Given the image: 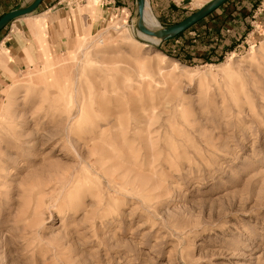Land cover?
Instances as JSON below:
<instances>
[{
    "label": "rangeland",
    "instance_id": "1",
    "mask_svg": "<svg viewBox=\"0 0 264 264\" xmlns=\"http://www.w3.org/2000/svg\"><path fill=\"white\" fill-rule=\"evenodd\" d=\"M222 14L154 47L135 8L0 87V264H264V28L206 63Z\"/></svg>",
    "mask_w": 264,
    "mask_h": 264
},
{
    "label": "crops",
    "instance_id": "2",
    "mask_svg": "<svg viewBox=\"0 0 264 264\" xmlns=\"http://www.w3.org/2000/svg\"><path fill=\"white\" fill-rule=\"evenodd\" d=\"M32 1L0 0V18ZM146 1L152 5L156 2ZM262 1L228 0L216 10L223 14L215 27H207L197 41L207 43L208 53L224 51L226 46L234 48L238 40L253 35L257 26L264 28V17L259 22L252 20ZM135 8V0H109L108 6L99 3V7H92L88 0H42L32 14L11 22L0 32V87L27 68L40 64L43 54L53 55V50L60 53L67 49L69 41L88 30L101 31L118 16Z\"/></svg>",
    "mask_w": 264,
    "mask_h": 264
},
{
    "label": "water",
    "instance_id": "3",
    "mask_svg": "<svg viewBox=\"0 0 264 264\" xmlns=\"http://www.w3.org/2000/svg\"><path fill=\"white\" fill-rule=\"evenodd\" d=\"M227 1L228 0H211L201 9L191 14L181 22L152 31L146 29L142 23L143 12L147 4L146 0H135V5H136L135 29L144 37L156 40L157 45H155L154 47H157L161 43H165L169 40L177 38L179 35L186 32L189 28L196 25L197 23L205 19L207 16H209L211 13L216 11ZM41 2L42 0H33L28 6L22 9L13 10L3 15L0 18V32L11 22L32 14L38 8Z\"/></svg>",
    "mask_w": 264,
    "mask_h": 264
},
{
    "label": "trees",
    "instance_id": "4",
    "mask_svg": "<svg viewBox=\"0 0 264 264\" xmlns=\"http://www.w3.org/2000/svg\"><path fill=\"white\" fill-rule=\"evenodd\" d=\"M212 14V13H211ZM210 14V15H211ZM208 17V16H207ZM195 25L192 26L191 28H189L186 32H184L183 34L179 35L177 38L175 39H172V40H169L167 42H174L176 40H180L183 38V36L191 31H193ZM166 44L165 43H161L160 46H164ZM190 43L188 42V40L186 41H183L178 47H177V50L174 52V53H170V52H166L164 50H162L161 52L166 55L167 57H170V58H173L175 59L176 61H178L179 63H184V62H187L186 59L187 57H189V45ZM211 56V57H210ZM214 56V57H213ZM206 58V63H217L219 62L220 58L218 57V54L217 53H214V51L210 52L207 54V57ZM215 59V60H214Z\"/></svg>",
    "mask_w": 264,
    "mask_h": 264
},
{
    "label": "bare ground",
    "instance_id": "5",
    "mask_svg": "<svg viewBox=\"0 0 264 264\" xmlns=\"http://www.w3.org/2000/svg\"><path fill=\"white\" fill-rule=\"evenodd\" d=\"M142 23H143V26L146 29H148V30H152V27L157 25L155 19L151 15H149V13L147 11V4H146L145 9H144V12H143ZM135 38L138 39V40H140V41H142V42H144L145 45L148 44V46L149 45H151V46L157 45V41L156 40H153L151 38L144 37L138 31H136V37ZM145 47H147V46H145Z\"/></svg>",
    "mask_w": 264,
    "mask_h": 264
},
{
    "label": "built area",
    "instance_id": "6",
    "mask_svg": "<svg viewBox=\"0 0 264 264\" xmlns=\"http://www.w3.org/2000/svg\"><path fill=\"white\" fill-rule=\"evenodd\" d=\"M98 3H100L101 5H109V0H96Z\"/></svg>",
    "mask_w": 264,
    "mask_h": 264
}]
</instances>
